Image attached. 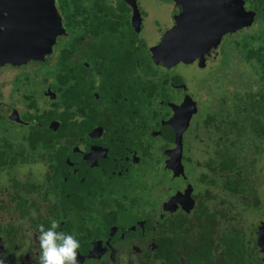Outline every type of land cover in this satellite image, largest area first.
<instances>
[{
    "label": "flooded vegetation",
    "instance_id": "1",
    "mask_svg": "<svg viewBox=\"0 0 264 264\" xmlns=\"http://www.w3.org/2000/svg\"><path fill=\"white\" fill-rule=\"evenodd\" d=\"M178 1L153 0V6L165 10L167 21L161 22L149 18L143 7V0H77V4L87 6L84 8L81 6L73 13L71 19V13L65 14L66 6H70L71 10L75 0L66 1L67 3L65 0H55L63 32L56 37L50 53L37 56L35 60L29 59L21 65L3 63L4 59L0 58V258L4 259L6 264H36L40 252L36 238L40 224L37 223L41 220V224L48 228L53 219L60 224L58 231L74 235L79 241V264H264V220L257 222L255 215H253L255 218L251 219L252 216L246 218L243 213L242 221L239 223L238 220L232 233L228 230L224 231L225 227L221 223L215 226L210 222L194 221L197 201L195 194L192 193V183L185 176L183 165V175L178 172L179 169L174 170V167L175 169L177 167L175 153L177 136L168 140L172 144L170 148H164L161 142L163 156L158 157V160H162L163 168L167 169L163 177L173 179L174 184L177 180L179 183L175 185L176 188H167L168 193L164 190V194H167L166 199H161L160 207L158 210L154 209L150 218L145 220L139 218L135 223L129 224L123 222L121 217L125 207H119L121 197L117 193L124 190V183L121 190L116 188L113 190L110 186L111 179L114 183L112 176L117 177V173L121 176L122 172L131 176L134 170L141 167V162L134 159L137 152L127 144L118 142L119 137H123L126 131L128 132V127L119 124L120 121L116 120L109 121L108 124L100 123L86 132L84 135L88 139L86 141L84 137L76 138L68 131H66L67 135L61 136L62 132H59L63 125L61 118L52 119L47 126L42 123L45 114L59 115L64 112L61 94L67 93L65 85L67 87L75 84L77 80L82 79L88 83L90 79L94 86L90 99L96 104L102 100L99 92L103 81L101 68H98L95 59L92 58L96 54L89 50V45L96 41L93 35L94 23L97 19L92 16L95 11H91L90 8L86 10L88 6L95 8L96 3L98 7L105 5L115 17H121L120 20L123 22V17L119 14L124 9L135 35L137 48L145 49L144 52L149 57V48L154 49L156 56L159 57V64L151 60L150 67L156 70L154 76L167 79L169 90L178 93L170 96L169 91L165 96L159 97V108H162L164 103L168 107L167 112L163 111L166 118L162 122L164 127L169 128L168 123L171 120L174 121L175 127L180 126L177 106H180L185 99L191 101L184 106V110H188L191 114L189 115L191 121L199 112L198 104L183 83H174L177 77L173 76L171 71L176 64L169 59L171 49L167 45L172 39V31L178 25L179 17L187 2V0ZM214 1L218 2L219 14H224L237 23L249 22L254 14L252 22L248 24L249 28L255 24L256 9H251L246 1ZM132 4H135L140 14L138 32L132 27L133 18L135 21L138 19L133 13ZM16 12H20L18 8L12 9V6L0 0V18L9 21V15ZM20 16L23 17L22 14ZM151 22L154 24L152 25ZM244 28L246 26L242 29ZM236 32L223 34L219 38V43L216 40L212 41L203 59L212 54H219V49L227 36ZM126 34L124 30L115 33L111 36V42L120 43L119 40L127 42L128 38L123 37ZM150 34L155 36L151 45L145 38ZM72 44L75 45V50L71 52L69 58V52L66 51H69L68 48ZM199 62V59H196L189 64L195 63L198 66L201 65ZM79 64L84 65L86 69L93 67L92 72L81 73L79 69L72 71ZM30 85L33 90L40 86V94L34 96L31 91V94L26 92L17 95V92L22 91L19 87ZM36 99L39 102H36ZM42 103L44 105L40 107L39 104ZM56 104L63 106L58 107ZM195 106L198 111H195ZM174 111L175 118H173ZM79 119L75 117L74 121ZM190 125L189 122L188 127ZM34 126L46 127L49 131L50 137L46 138L45 144L29 143ZM149 148L154 151L152 146ZM56 151L57 153L78 152L82 161L79 162L72 157V160L55 161V158L49 160L47 155ZM184 153L182 148L181 164L184 156L186 158L188 156ZM82 163L89 167L83 166L81 171L89 176L91 182L97 183L96 180L99 178L97 176L101 175V172L107 176H104L105 182L103 179L100 180L104 187H98L96 191L86 189L91 182H85L84 177L80 175ZM28 167L30 170H27ZM118 167L121 168L119 172ZM128 168L129 173L126 172ZM64 173L66 174L64 179L57 178ZM127 175L120 179L125 181L130 178ZM79 177L83 178L79 179ZM67 178L70 179L69 182L72 181L70 188L66 184ZM188 189L191 191H187ZM171 190L179 192L176 194L178 197L176 200L171 198ZM95 198H98V202ZM107 198L109 201L106 202ZM193 202L195 205L192 208ZM208 204L211 209L212 202ZM179 214H184L186 222L175 225L174 221ZM204 225L208 226L207 230L211 233L207 237L203 234ZM222 236L228 238L224 239ZM231 237L234 238L232 244Z\"/></svg>",
    "mask_w": 264,
    "mask_h": 264
},
{
    "label": "trees",
    "instance_id": "2",
    "mask_svg": "<svg viewBox=\"0 0 264 264\" xmlns=\"http://www.w3.org/2000/svg\"><path fill=\"white\" fill-rule=\"evenodd\" d=\"M66 1L73 2L74 0ZM244 1L250 5L251 9H256L254 24L257 26L256 30L254 28L240 30V32H245L240 39L234 38V34L228 35L219 49V56L224 67L229 62V57L235 56L242 59L248 64L252 74L256 77L258 87L254 93L250 90L245 91L247 93L241 99L240 104L237 105L234 102L235 98H232L230 109L224 110V108L219 107L218 112L209 111V115L204 117L203 120L195 121L197 124H202L205 130L210 131L208 134L214 144L213 152L207 154L204 161L196 164L197 168L201 169L196 181L191 180L190 171L195 169L191 166V158L184 156L182 163L185 176L191 182L193 181L191 184L192 193L195 194L194 197L197 201L194 221L196 223L210 222L215 226L221 223L225 227L224 231L228 230L230 233L234 230L235 221L239 220V223L242 221L241 218L244 216L245 211H254L260 214L262 220H264V199H261L258 191V188L264 185V179L261 180L264 169L259 165L260 161L264 160V0ZM81 6L84 8L87 5L77 4V0H75L71 10L69 9L70 6H66L65 14L69 15L71 13V19L73 13L78 11ZM94 7L88 6L86 8V10L90 8L91 11H95L92 16L97 19L94 23L93 35L96 41L91 46L89 45V50H91V53L96 54L92 58L95 59L94 62L97 63L98 68H101L103 81L100 84L99 92L102 95V100L96 104L90 99L94 89L90 79L88 83L82 79L77 80L75 84L67 87L65 85V92L67 90V93L63 92L61 94L63 96L61 103L64 104V112L59 115L57 113L55 115L53 113L51 115L45 114L42 117V123L47 126L52 119L61 118L63 123L59 130V132H62L61 136L67 135L66 131H68L76 138L83 139L84 137L87 141L88 139L84 135H86V132L91 131L95 125L106 122L108 124L109 121L114 122L115 120L120 121L119 124L125 125L129 130L126 131L123 137H119L118 142L127 144L129 148L137 152L134 159L141 162V167L147 165L148 169H152L154 166L151 167L150 164L154 165L160 161L157 157L162 158V154H157L149 148L146 136L156 134L155 136L163 142L164 148H170L172 144L168 140H172L177 136L174 129L166 128L162 124L166 119L163 111L167 112L168 107L165 103L162 108L158 106L159 97L165 96L170 91L168 81L161 77L158 78L156 75L154 76L155 68L150 67L152 61L144 52L145 49L137 48L134 41L135 35H133L125 14L126 11L123 9V12L119 14L123 17V22L120 20L121 17H115L113 12L105 5L98 7L96 3ZM121 30L127 33L123 37H127L128 41H121L119 38L120 43L111 42V36ZM68 49L69 51L66 52H69L70 58L71 52L75 50V45L72 44ZM76 66L77 68L72 69V71L79 69L81 73L83 71L91 73L93 70V67L86 69L82 64ZM174 83L181 84L182 80L177 77ZM56 105L58 107L63 106L62 104ZM195 116L197 115L195 114ZM75 117L80 119L74 121ZM191 125L188 127L187 132L189 130L193 135ZM33 128L29 143L45 144L46 138L50 137L49 131L46 127L34 126ZM182 148L187 153L183 137ZM78 155V152L57 153L56 151L49 153L47 156L49 160L51 158H55V161L75 158L81 162L82 160ZM218 158L220 159L218 160ZM123 162L126 164L125 160ZM83 166L89 168L88 165L82 163L80 165V175L84 177L85 182L90 183L89 176L81 171ZM102 167L104 168V165ZM186 168H188L187 172ZM120 170L121 168L118 167V172ZM126 172H130L129 168L126 169ZM168 173L171 175V172L168 171ZM126 175L122 172L121 176L117 173L118 178L112 176L114 183L111 179V188L121 190L124 181L120 178ZM104 176L106 175L101 172V175L97 176L99 177L96 180L97 183L92 181L87 186L85 185L86 189L96 191L98 187H104L100 182L101 179L104 182L106 181ZM64 177H66L65 173L57 176L60 179H64ZM83 177H79V179ZM116 179L118 181H115ZM69 180L67 178L66 184L70 188L72 181L69 182ZM215 190L218 192L217 194L214 192ZM218 195L220 196L219 199L217 198ZM95 201L98 202V198H95ZM107 201H109L108 198ZM213 201H216L217 205L214 204L215 207L211 206L210 209L208 203L212 202L211 205H213ZM194 205L193 202L192 208ZM121 206L124 207L122 203L119 207L122 208ZM182 222H186L184 214H179L174 223L178 225ZM37 224H41V220ZM202 227L204 228L203 234L205 237L209 236L211 233L207 230L208 226L204 225ZM222 237L224 239L228 238L226 236ZM233 242L234 238L231 237L230 243Z\"/></svg>",
    "mask_w": 264,
    "mask_h": 264
},
{
    "label": "rangeland",
    "instance_id": "3",
    "mask_svg": "<svg viewBox=\"0 0 264 264\" xmlns=\"http://www.w3.org/2000/svg\"><path fill=\"white\" fill-rule=\"evenodd\" d=\"M143 7L152 21H167L165 10L153 6V0H143ZM157 18H161V20H158ZM151 24L153 25L154 23L151 22ZM249 27L250 25H248V27L244 29H248ZM251 27L256 30L257 26L253 25ZM157 30L158 28L156 27V31ZM244 33L245 32L243 31H237L236 33H234L233 36L236 39H240L242 35H244ZM154 37V35L150 34V36H146L145 38L151 45L153 43ZM145 48L146 50H148L147 46H145ZM153 50L154 49L150 50L149 48V58L156 64V62H158L159 57L156 56ZM220 59L221 57L219 56V54H212L210 57H206V59H203L202 61L199 60V64L201 63V65L197 66V64L195 63L183 65V62H180L177 63L171 71V74L173 76L179 77L182 80L183 85L189 91L191 97L198 104L199 112H196L197 116H193L192 120L189 121L190 124H193V135H191V131L189 130L188 132H186V134L185 131L183 132L186 152L188 157L191 158V166L195 168H191L192 170L190 171V175L192 177L191 180L194 181L198 179V175L201 171V169L197 168L196 164L198 162L204 161L205 158H207L205 156H207V154L209 153H212V148H214V144L210 140L211 136L208 134L210 133V131L205 130L202 124H197V122L195 123V121L203 120L204 117L209 115V111L218 112L220 109L219 107L224 108V110L230 109V107H232V98H235L234 102L237 105L240 104L242 102L241 99L247 93L245 91L250 90L254 93L258 87L256 84V77L252 74V71L249 68L248 64L245 63L242 59L235 56L229 57V62L226 64L225 67L222 66V59ZM183 85H180V87ZM19 88L22 89V91H19V93L17 92L18 96H20L21 93L25 94L26 92L31 94V91L33 92L34 96L35 94H40V86L35 87L34 90L32 89L31 85L26 87L21 86ZM174 93L177 92L172 90L169 92V95H174ZM36 102H39V100L36 99ZM43 105V103L39 104L40 107H42ZM198 110L195 106V111ZM155 135L151 134L150 136H146V138L148 139V145L152 146V148L157 154L159 153L163 156V145L161 143V140L158 139ZM219 159L220 158H218V160ZM259 165L264 169V160L260 161ZM150 166L154 167L152 169H148V166L144 165L139 169L134 170V177L133 175H131L130 178L133 177L132 179L127 178L123 182L124 190L117 192L118 195L121 197L120 202L125 207V210L123 211V214L121 216L123 222L125 223L133 224L139 218H143L144 220L146 218H150V216L154 212V209L158 210V208L160 207L161 199H166L167 194H164V190L166 192L167 188H176L175 185L179 183V181L177 180L178 182L176 181V183L174 184L173 179L163 177V175H165L166 170L162 167V160L158 161L154 165L150 164ZM27 170H30L29 167ZM187 171L188 168H186V172ZM263 179L264 175H262L261 177V180ZM191 183H193V181ZM171 191V198H173V200H176L178 198L176 194H179V192H174V190ZM258 191L261 199H264V185L259 187ZM214 192H216V190ZM217 193L218 192H216V194ZM217 198L219 199L220 196L218 195ZM213 202L215 205H217L216 201ZM245 212L244 214L246 215V218L252 216L251 219H253L256 216L257 222L259 220H262L260 214L254 211H248L249 213ZM236 224H238L237 220L235 221L234 225Z\"/></svg>",
    "mask_w": 264,
    "mask_h": 264
},
{
    "label": "water",
    "instance_id": "4",
    "mask_svg": "<svg viewBox=\"0 0 264 264\" xmlns=\"http://www.w3.org/2000/svg\"><path fill=\"white\" fill-rule=\"evenodd\" d=\"M12 9L18 11L9 15V21L0 18V58L3 63L23 64L29 59L50 53L57 36L63 32L60 19L56 10L55 0H4ZM178 0H176L177 2ZM180 2V1H178ZM133 13L138 17L133 18L132 27L139 30L140 14L135 4ZM23 15V17L20 16ZM237 23L218 12V2L214 0H187L184 5L178 25L172 31V39L167 42L170 46V60L173 64L184 62L189 64L193 60L204 58V53L209 50L212 41H219L223 34L236 32L252 22ZM34 59V60H35ZM191 101L185 99L177 106L180 126H174V121L168 123L169 127L177 131L175 139V153L177 167L183 175L180 162L182 153L183 132L187 129L191 116L184 110L185 104ZM193 104V103H192ZM176 112L174 111L175 118ZM177 172V171H176ZM178 173V174H180ZM177 174V173H176ZM178 176V175H177ZM187 191H191L188 189ZM264 227V226H263Z\"/></svg>",
    "mask_w": 264,
    "mask_h": 264
},
{
    "label": "clouds",
    "instance_id": "5",
    "mask_svg": "<svg viewBox=\"0 0 264 264\" xmlns=\"http://www.w3.org/2000/svg\"><path fill=\"white\" fill-rule=\"evenodd\" d=\"M60 224L55 219L51 220L50 227L43 224L38 226L37 241L39 255L36 264H79L78 250L80 243L74 235L58 231ZM0 264H6L0 258Z\"/></svg>",
    "mask_w": 264,
    "mask_h": 264
}]
</instances>
